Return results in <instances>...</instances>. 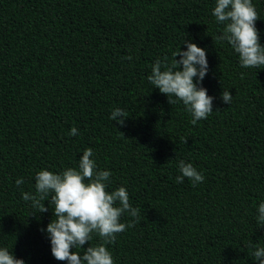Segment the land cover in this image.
<instances>
[{
  "label": "trees",
  "instance_id": "1",
  "mask_svg": "<svg viewBox=\"0 0 264 264\" xmlns=\"http://www.w3.org/2000/svg\"><path fill=\"white\" fill-rule=\"evenodd\" d=\"M252 3L264 46V0ZM215 4L0 0V248L25 264H67L41 231L52 206L38 213L22 192L35 194L41 170L77 168L90 148L98 170L111 172L107 190L125 187L140 210L121 217L135 224L108 245L114 264H258L250 244L264 247V66L242 68L217 39L224 25ZM185 39L206 50L201 86L214 98L195 125L182 102L170 105L148 80L157 58L170 66L187 50ZM115 108L127 113L124 126L109 118ZM180 160L203 182L177 183ZM90 243L102 241L93 234Z\"/></svg>",
  "mask_w": 264,
  "mask_h": 264
},
{
  "label": "clouds",
  "instance_id": "2",
  "mask_svg": "<svg viewBox=\"0 0 264 264\" xmlns=\"http://www.w3.org/2000/svg\"><path fill=\"white\" fill-rule=\"evenodd\" d=\"M212 15L217 23L224 25L222 34L217 39L226 41L232 47L238 54L242 68L264 66V46L259 42V32L255 27L259 15L252 0H216ZM183 45L187 50L181 51L179 48L174 52L170 66L167 63L168 57L163 60L157 58L148 80L155 89L168 97L170 105L177 100L182 102L192 116L191 123L195 125L213 112L214 98L201 86L209 69L206 50L187 39ZM177 57L180 59L177 60ZM221 100L225 104H231L232 96L229 91L222 92ZM109 118L124 126L127 113L115 108ZM78 132L73 127L70 135L76 136ZM183 142L186 143V140ZM92 157L93 151L89 148L83 152L77 168H66L60 173L41 170L35 176V194L22 192V199L31 201L38 213H46L52 206L54 218L41 231L50 240L54 259L67 264H114L108 245L115 243L117 234L135 224V219L131 223H122L121 217L128 214L136 218L140 211L131 206L125 187L111 192L107 190L111 172L98 170ZM178 169L180 175L176 177L177 183H183L188 178L195 187L204 180L203 175L184 160L179 161ZM15 183L20 187L23 179L19 178ZM45 201L49 202V208L44 206ZM257 222L264 225V202L258 207ZM93 234L102 243L91 245ZM85 244L90 246L82 254L76 251L83 249ZM250 247L253 248L251 255L258 264H264V247L251 244ZM0 264H25V261L17 259L13 252L3 247L0 248Z\"/></svg>",
  "mask_w": 264,
  "mask_h": 264
}]
</instances>
